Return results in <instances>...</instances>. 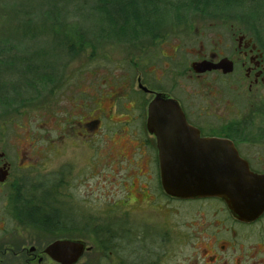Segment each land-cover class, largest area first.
Wrapping results in <instances>:
<instances>
[{"label":"rangeland","instance_id":"obj_1","mask_svg":"<svg viewBox=\"0 0 264 264\" xmlns=\"http://www.w3.org/2000/svg\"><path fill=\"white\" fill-rule=\"evenodd\" d=\"M128 1L0 0V152L12 164L3 190L21 181L24 197L47 202L50 196L51 222L60 226L39 228L38 239L45 245L61 238L83 240L92 249L77 264H115L112 232L121 229L129 246L130 222L158 227L166 236L169 255L185 264L191 240L215 229L214 220L223 216V207L218 200L195 204L166 197L154 161L147 163L153 175L142 177L146 163L139 153L146 148L136 147L148 137L141 128V107L147 100L137 78L141 75L143 83L159 86L154 76L163 72L160 86L167 91L176 88L174 93L181 95L176 81L186 85L180 69L188 66V60L181 67L162 65L161 58L150 62L148 54L161 50L153 38L159 31L188 27L191 31L182 32L183 40L196 43L203 40L202 31L213 36V21L198 15L205 0ZM211 1L209 6L214 5ZM213 1L230 24L243 27L264 45V0ZM171 40L168 36L162 44V51L168 49L165 53L172 52ZM149 68L157 71L148 74ZM259 107L258 103V132L264 133ZM84 115L87 120L99 119V125L94 128L93 121L85 135H79ZM50 129L54 152L48 156L46 141L43 145L38 141L44 153L29 149L32 166L18 169L25 160L21 150L36 138L46 139ZM47 182L54 188L41 197L37 186L43 184L38 183ZM142 185L150 195L160 196L161 205L150 208L134 197ZM30 190L36 192L31 195ZM98 226L104 230L98 231ZM150 232L153 239L156 233ZM141 244L139 251L149 246Z\"/></svg>","mask_w":264,"mask_h":264},{"label":"flooded vegetation","instance_id":"obj_2","mask_svg":"<svg viewBox=\"0 0 264 264\" xmlns=\"http://www.w3.org/2000/svg\"><path fill=\"white\" fill-rule=\"evenodd\" d=\"M216 4L218 3L209 6L207 2L206 5L211 9L205 8L206 5L202 4L203 10L201 8L198 14L200 17L204 15L213 21L210 25L214 30L213 36L209 37L207 32L202 31V41L185 42L182 32L189 35L191 29L188 27L184 29L176 27L173 31H166L167 33L159 31V34L154 36L153 40L160 43L161 50L153 55L148 54L146 59L152 62L161 58L158 60H161L162 65H180V67L182 64L184 66V61L188 60V66L183 70L180 69L185 75L183 80L186 81V85L181 83L180 79L176 81L178 92L181 93L179 95L174 93L177 91L176 88L167 91L160 86L165 77L163 72L159 73V77L157 74L154 76L155 81L161 83L159 86L143 83L141 75L138 76V87L146 94L147 100L146 104L142 105L143 108L141 107L143 112L141 118H144L141 128L145 130L148 137L144 139V142L140 140L136 149L143 148L142 146L146 148L144 154L142 150L139 153L142 164L146 163L144 171L141 169L142 177L147 174L153 175V171L148 169L149 161L157 164L156 176L160 178V188L166 197L178 202L193 201L192 203L195 202V204L203 200H218L219 205L223 207L221 210L223 216L214 220L215 229L191 240L192 243L189 244L191 246L189 254H191L184 257L185 264H264V210L256 215L248 210L236 213L219 197L181 199L167 194L161 182L157 138L148 130L149 105L157 94H162L165 99L172 98L178 102L186 122L199 131L200 138L231 142L237 149L239 157L247 163L249 170L256 175L264 176V133L258 132V103L259 111H261L259 115L264 122V94L261 92V88L264 87V45L243 27L230 24L226 12L220 11V5ZM199 30H197L198 34ZM168 36L172 38L170 45H174L171 53H165L168 49L162 51V44ZM206 39L209 42H205ZM223 60H228L232 64V72L226 73L222 68L214 67ZM198 62H208L212 68L198 70L194 67V63ZM153 68L145 71L152 75L157 71ZM40 76L36 77L42 78ZM93 121L96 128L99 125V119L90 116L87 120L84 115L79 121V135H85ZM52 131L53 129L48 131L46 139L36 138L25 150H21L25 160L21 161L18 169L24 170L32 166L29 163L31 159L29 149H36L38 154L44 153L45 149L42 145L45 141V151L48 156L54 152L55 139ZM73 132L75 133L74 130ZM137 139L140 138L137 137ZM38 141H42V145H39ZM147 147L150 149L146 153ZM0 161V167H5L9 171L7 180L0 182V264H57L46 253L50 243L45 245L37 236L39 228L49 230V227H52L54 205L51 197H48L47 202L32 201L28 196L24 197L26 188L21 181L19 183L21 185L16 182L8 191L3 190L10 179L12 164L6 160L3 152H0ZM38 184H43V187L37 186V194H41V197L44 194L49 195L50 190L54 188L53 185H48V182L47 185ZM145 186L137 187L135 190L140 192L134 197L142 200L143 203L146 202L150 208L161 205L160 196L150 195ZM30 191L31 195L36 192ZM161 208V206L158 207V209ZM133 223L130 222L126 226V232L133 237L129 246L124 244L126 240L122 238L121 229L112 230V253L115 254V264H182L173 260L174 255H169L166 249V236L157 229L158 227H150L146 223L143 227H136ZM217 229H220L219 233ZM150 231L156 233L153 239L149 238L152 235ZM138 242H143L144 245L141 244L143 246L148 243L149 246L139 251Z\"/></svg>","mask_w":264,"mask_h":264},{"label":"water","instance_id":"obj_3","mask_svg":"<svg viewBox=\"0 0 264 264\" xmlns=\"http://www.w3.org/2000/svg\"><path fill=\"white\" fill-rule=\"evenodd\" d=\"M209 65L194 63L198 70L212 68ZM214 67L226 73L233 70L228 60ZM148 110V130L157 138L161 182L167 194L181 199L219 197L236 213L248 210L256 215L264 210V176L249 170L231 142L200 138L178 102L162 94L156 95ZM8 176L9 171L0 167V182ZM91 249L83 240L61 238L51 242L46 253L57 264H77Z\"/></svg>","mask_w":264,"mask_h":264},{"label":"trees","instance_id":"obj_4","mask_svg":"<svg viewBox=\"0 0 264 264\" xmlns=\"http://www.w3.org/2000/svg\"><path fill=\"white\" fill-rule=\"evenodd\" d=\"M129 1H130V0H129ZM129 1H128L127 3H129ZM209 1H210V0H205L204 3H205V2H209ZM204 3H203V4H204ZM210 3H215V1L212 0ZM121 7H124V6L122 5ZM199 8H200V9L202 8V4H200V7H199ZM43 81H46V80L44 79ZM45 222H46V220H45ZM52 224H54L55 227L60 226L59 223H56V224H55V223H52ZM52 224H51V226H53ZM49 226H50V225H49ZM100 227H101V226H98V227H97V230H98V231H100L99 229L104 230L103 228H100ZM109 231H110V230H109ZM108 237H109V236H108Z\"/></svg>","mask_w":264,"mask_h":264},{"label":"bare ground","instance_id":"obj_5","mask_svg":"<svg viewBox=\"0 0 264 264\" xmlns=\"http://www.w3.org/2000/svg\"><path fill=\"white\" fill-rule=\"evenodd\" d=\"M19 94V93H18ZM55 261V260H54Z\"/></svg>","mask_w":264,"mask_h":264}]
</instances>
